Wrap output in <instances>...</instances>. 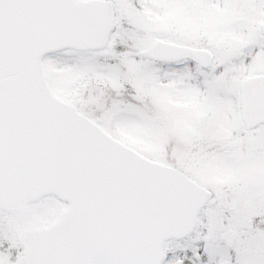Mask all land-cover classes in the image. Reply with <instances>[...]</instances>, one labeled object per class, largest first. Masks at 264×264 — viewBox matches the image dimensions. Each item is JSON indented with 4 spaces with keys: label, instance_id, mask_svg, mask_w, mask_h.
Returning <instances> with one entry per match:
<instances>
[{
    "label": "snow or ice",
    "instance_id": "6c2138e0",
    "mask_svg": "<svg viewBox=\"0 0 264 264\" xmlns=\"http://www.w3.org/2000/svg\"><path fill=\"white\" fill-rule=\"evenodd\" d=\"M0 264H264V0H0Z\"/></svg>",
    "mask_w": 264,
    "mask_h": 264
}]
</instances>
